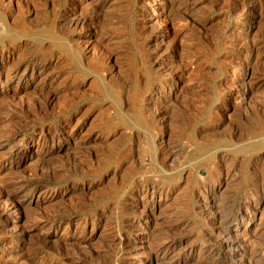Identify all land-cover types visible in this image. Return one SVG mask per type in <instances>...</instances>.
<instances>
[{"label": "rangeland", "instance_id": "374dc122", "mask_svg": "<svg viewBox=\"0 0 264 264\" xmlns=\"http://www.w3.org/2000/svg\"><path fill=\"white\" fill-rule=\"evenodd\" d=\"M0 210V264H264V0H0Z\"/></svg>", "mask_w": 264, "mask_h": 264}, {"label": "bare ground", "instance_id": "6f19581e", "mask_svg": "<svg viewBox=\"0 0 264 264\" xmlns=\"http://www.w3.org/2000/svg\"><path fill=\"white\" fill-rule=\"evenodd\" d=\"M36 101H37V100H36ZM38 102H39V101H38ZM40 102H41V101H40ZM40 102H39V103H40ZM34 103H36V102H34ZM33 105H34V104H33ZM35 105H36V104H35ZM35 105H34V106H35ZM38 105H39V104H38ZM34 106H33V107H34ZM39 106H40V105H39ZM29 107L31 108V106H29ZM34 108H36V107H34ZM37 108H38V107H37ZM40 109H41V107H39V109H37V111L40 110ZM33 110H34V109H33ZM37 111H36V112H37ZM8 116H9V115H8ZM4 120H5V119H4ZM7 121H8V120H7ZM50 137H51V136H50ZM51 138H52V137H51ZM45 144H46V142H45ZM153 148H154V147H153ZM154 149H155V148H154ZM156 150H157V149H156ZM156 150H155V151H156ZM155 153H156V157H157V153H158V152L156 151ZM158 160H159V159H158ZM159 161H160V160H159ZM154 162H155V161H154ZM160 165H161V164H160ZM160 165H159V166H160ZM161 167H162V166H161ZM15 182H16V181H15ZM15 182H14V183H15ZM23 184H25V183H23ZM23 184H22V186H23ZM15 185H16V184H15ZM18 186H19V185H18ZM19 187H20V186H19ZM23 187H26V186H23ZM11 188H12V187H11ZM11 188H10V190H11ZM15 188H16V187H15ZM6 189H8V188H6ZM4 191H5V189H4ZM7 191H8V190H7ZM11 191H12V190H11ZM11 191H10V192H11ZM16 191H18V190H16ZM5 192H6V191H5ZM5 192H4V194H5ZM21 192H22V191H21ZM12 194H14V193H12ZM8 195H9V193H8ZM8 195H6V196H8ZM14 195H15V194H14ZM6 196H5V197H6ZM6 198H7V197H6ZM9 198H10V196H9L7 199H9ZM16 200H17V199H16ZM6 201H9V200H6ZM10 201H11V200H10ZM11 202H12V204L14 203L13 201H11ZM19 202H20V201H19ZM7 203H8V202H7ZM17 203H18V202H17ZM15 204H16V203H15ZM12 206H13V205H12ZM0 211H1V210H0ZM3 212H4V211H3ZM3 212H2L0 215H2ZM4 213H5V212H4ZM45 220H47V219H45ZM39 221H40V220H39ZM43 221H44V220H43ZM0 222H1V221H0ZM36 225H37V223H36ZM42 225H43V224H42ZM45 226H46V225H45ZM23 233H24V232H23ZM25 239H26V238H25ZM25 239H22V240H25ZM37 240H38V239H37ZM44 240H45V239H44ZM39 241H40V240H39ZM42 241H43V240H42ZM44 242H45V241H44ZM24 243H25V242H24ZM157 249H158V248H157ZM72 252H73V251H72ZM75 252H76V251H75ZM68 253H70V255H72V253H71L70 251H69ZM77 253H78V252H76V254H77ZM158 253H159V252H158ZM73 254H75V253H73ZM151 254H152V253H151ZM153 254H154V253H153ZM34 255H36V254H34ZM68 255H69V254H68ZM156 255H158V254H156ZM254 255H255V254H254ZM77 256H78V255H77ZM69 257H70V256H69ZM71 257H72V256H71ZM75 257H76V255H75ZM81 257H82V256H81ZM77 258H78V257H77ZM252 258H253V257H252ZM83 259H84V258H83ZM83 259H82V260H83ZM248 259L250 260V258H248ZM71 260H72V259H71ZM75 260H76V259H75ZM256 260H258V259L256 258ZM250 261H251V260H250ZM67 262H68V261H67ZM67 262L65 261V264H66ZM73 262H74V261H73ZM245 263H246V262H245ZM251 263H252V262H251ZM263 263H264V262H263ZM69 264H71V263L69 262ZM248 264H249V263H248ZM254 264H255V260H254ZM256 264H257V263H256Z\"/></svg>", "mask_w": 264, "mask_h": 264}]
</instances>
